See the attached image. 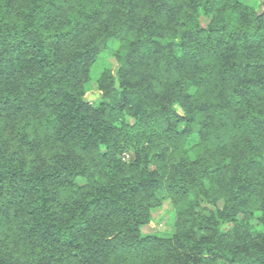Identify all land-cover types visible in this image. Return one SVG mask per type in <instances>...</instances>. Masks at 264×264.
Returning <instances> with one entry per match:
<instances>
[{
	"label": "trees",
	"instance_id": "obj_1",
	"mask_svg": "<svg viewBox=\"0 0 264 264\" xmlns=\"http://www.w3.org/2000/svg\"><path fill=\"white\" fill-rule=\"evenodd\" d=\"M0 264H264V0H0Z\"/></svg>",
	"mask_w": 264,
	"mask_h": 264
},
{
	"label": "rangeland",
	"instance_id": "obj_2",
	"mask_svg": "<svg viewBox=\"0 0 264 264\" xmlns=\"http://www.w3.org/2000/svg\"><path fill=\"white\" fill-rule=\"evenodd\" d=\"M112 64L113 61L111 57L103 55L92 66L90 70V80L85 86L87 98L92 104L97 102L99 96L95 85V79L104 67ZM160 200V205L152 210V219L150 224L141 227V234L144 236L155 235L158 237H168L174 231L175 211L172 203L163 194L161 195Z\"/></svg>",
	"mask_w": 264,
	"mask_h": 264
},
{
	"label": "built area",
	"instance_id": "obj_3",
	"mask_svg": "<svg viewBox=\"0 0 264 264\" xmlns=\"http://www.w3.org/2000/svg\"><path fill=\"white\" fill-rule=\"evenodd\" d=\"M127 157H128V155H127Z\"/></svg>",
	"mask_w": 264,
	"mask_h": 264
}]
</instances>
